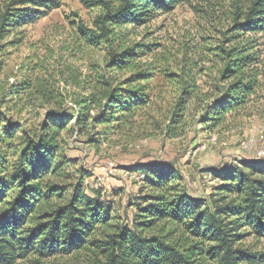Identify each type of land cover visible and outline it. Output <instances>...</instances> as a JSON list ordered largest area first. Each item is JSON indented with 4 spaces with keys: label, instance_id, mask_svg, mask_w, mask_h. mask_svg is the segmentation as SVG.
I'll return each mask as SVG.
<instances>
[{
    "label": "trees",
    "instance_id": "obj_1",
    "mask_svg": "<svg viewBox=\"0 0 264 264\" xmlns=\"http://www.w3.org/2000/svg\"><path fill=\"white\" fill-rule=\"evenodd\" d=\"M182 1L117 0L115 7L98 0L107 9L100 18L102 35L85 33L83 38L116 47L120 43L117 29L141 26ZM15 2L14 6L21 7L1 15L0 48L19 27L61 6L59 0ZM237 26L242 35L228 39L231 46L212 49L217 51L213 56L220 68L209 70L215 80L210 89L205 91L181 75L177 77L181 80H172L183 97L181 113L198 106L203 129L209 132L222 127L229 116L247 113L264 80L263 49L256 35L264 33V0H255ZM133 49L122 47L115 52L111 65L118 74L131 71L130 76L120 81L117 76L97 77L84 95L71 99L73 114L62 103L39 125L25 127L2 109L10 113L14 107L6 99L14 95L19 100L30 87L17 88L1 98L0 264L83 252L93 255L92 264H264V254L239 245L249 235L264 240V159L207 169L219 182L210 201L191 197L169 163L132 167L150 189L134 203L138 211L132 224L115 216L99 192L96 197L86 194L84 183L90 175L81 168L73 171V161L62 152V133L71 128L86 134L101 127L108 136L133 129L139 118L154 120L150 82L156 75L134 69ZM2 67L0 62V74ZM38 92L47 103L48 98L53 101L42 87ZM181 113L172 117L171 124L177 126L167 127L171 139L179 137Z\"/></svg>",
    "mask_w": 264,
    "mask_h": 264
},
{
    "label": "rangeland",
    "instance_id": "obj_2",
    "mask_svg": "<svg viewBox=\"0 0 264 264\" xmlns=\"http://www.w3.org/2000/svg\"><path fill=\"white\" fill-rule=\"evenodd\" d=\"M15 1L0 0V19L8 9L21 7L14 6ZM59 1L60 8L19 27L2 42L0 100L12 90L30 87L19 100L9 96L6 100L14 109L2 112L25 127L39 125L49 111L62 103L73 114L71 99L84 95L95 85L97 77L117 76L120 81L130 76L131 71L118 74L111 65L115 52L133 47L130 53L134 69L156 75L150 82L154 120L139 118L133 129L123 128L122 132L108 136L102 134L101 127L86 134L68 128L61 138L62 152L73 161V171L81 168L90 175L84 183L86 194L96 197L99 192L101 201L110 205L123 223L132 224L138 211L134 203L150 192L142 176L130 170L132 167L169 163L191 197L210 201L219 182L207 169L264 159V80L249 114L231 115L213 132L203 129L198 106L192 105L181 113L183 97L172 81L181 75L205 91L210 89L215 80L214 72L209 70L220 68L213 56L217 51L212 49L225 44L229 47L228 39L242 35L237 25L255 0H184L169 12H157L155 18L141 26L128 24L117 29V48H111V43H100L101 40L83 38L85 33L102 35L100 18L107 11L103 2L117 7V0ZM256 35H260L257 39L262 44L264 61V33ZM168 74L177 76L172 79ZM40 87L54 97L52 102L43 99L38 92ZM20 109L25 110L21 113ZM175 112L181 113V124L179 137L171 139L167 127L177 126L171 124ZM144 133L150 136L144 137ZM108 163L110 170L118 172L105 175ZM244 232L249 234L248 229ZM239 245L264 254V240L255 236H246ZM94 260L90 252H83L44 260L31 256L18 259L15 264H92Z\"/></svg>",
    "mask_w": 264,
    "mask_h": 264
},
{
    "label": "built area",
    "instance_id": "obj_3",
    "mask_svg": "<svg viewBox=\"0 0 264 264\" xmlns=\"http://www.w3.org/2000/svg\"><path fill=\"white\" fill-rule=\"evenodd\" d=\"M260 155H262V153H260ZM110 163H113V162H110ZM110 163H108V165L104 169L105 175H107V176L110 174H115L116 172H118L116 170H110Z\"/></svg>",
    "mask_w": 264,
    "mask_h": 264
},
{
    "label": "bare ground",
    "instance_id": "obj_4",
    "mask_svg": "<svg viewBox=\"0 0 264 264\" xmlns=\"http://www.w3.org/2000/svg\"><path fill=\"white\" fill-rule=\"evenodd\" d=\"M213 138V137H212ZM244 144H246V143H244ZM243 144V146L245 147V145ZM253 145V144H252Z\"/></svg>",
    "mask_w": 264,
    "mask_h": 264
}]
</instances>
